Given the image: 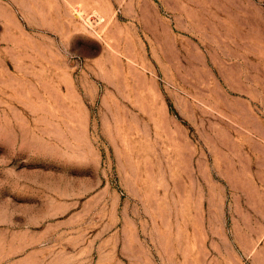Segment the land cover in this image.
<instances>
[{
  "label": "rangeland",
  "instance_id": "rangeland-1",
  "mask_svg": "<svg viewBox=\"0 0 264 264\" xmlns=\"http://www.w3.org/2000/svg\"><path fill=\"white\" fill-rule=\"evenodd\" d=\"M0 264H264V0H0Z\"/></svg>",
  "mask_w": 264,
  "mask_h": 264
}]
</instances>
